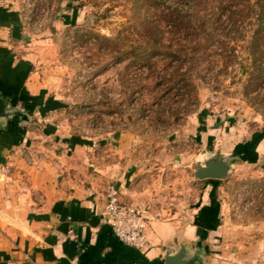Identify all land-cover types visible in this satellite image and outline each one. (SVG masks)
<instances>
[{"label":"rangeland","instance_id":"rangeland-1","mask_svg":"<svg viewBox=\"0 0 264 264\" xmlns=\"http://www.w3.org/2000/svg\"><path fill=\"white\" fill-rule=\"evenodd\" d=\"M152 3L0 0L1 75L26 116L0 123V146L35 166L80 145L94 192L122 189L145 206L147 230L182 229L163 251L186 244L201 264H264V84L246 86L254 0ZM222 154L225 178L194 177L202 157Z\"/></svg>","mask_w":264,"mask_h":264},{"label":"crops","instance_id":"crops-1","mask_svg":"<svg viewBox=\"0 0 264 264\" xmlns=\"http://www.w3.org/2000/svg\"><path fill=\"white\" fill-rule=\"evenodd\" d=\"M0 149V165L9 169L0 175V264H163L161 244L182 236V229L154 220L146 229L150 247L120 241L99 221L104 199L88 186L98 181L86 170L80 145L53 149L35 166ZM194 230L188 227L183 237H193Z\"/></svg>","mask_w":264,"mask_h":264},{"label":"water","instance_id":"water-1","mask_svg":"<svg viewBox=\"0 0 264 264\" xmlns=\"http://www.w3.org/2000/svg\"><path fill=\"white\" fill-rule=\"evenodd\" d=\"M18 94L11 89L9 84L0 78V123L14 126L18 121L26 119L17 107ZM231 169V162L228 155L202 157L200 164L194 171L196 179H223ZM163 264H201L203 259L197 252H190L186 244L177 248L164 250Z\"/></svg>","mask_w":264,"mask_h":264},{"label":"built area","instance_id":"built-area-1","mask_svg":"<svg viewBox=\"0 0 264 264\" xmlns=\"http://www.w3.org/2000/svg\"><path fill=\"white\" fill-rule=\"evenodd\" d=\"M8 173V168L0 165V175ZM24 190V188H22ZM90 195H95L90 191ZM104 204L99 211L98 218L103 224L111 227L115 236L124 244L134 247H150L147 238V210L145 206L129 204L120 199L112 190L107 194L99 193Z\"/></svg>","mask_w":264,"mask_h":264},{"label":"trees","instance_id":"trees-1","mask_svg":"<svg viewBox=\"0 0 264 264\" xmlns=\"http://www.w3.org/2000/svg\"><path fill=\"white\" fill-rule=\"evenodd\" d=\"M158 0H153V8H157ZM254 5L257 7L256 11V29L253 31V35L251 37L250 41V68L251 70L249 71V78L247 82V89L249 92H254L258 91L259 87H261L264 84V0H254ZM237 13V12H234ZM169 15V14H168ZM171 14L169 15V17ZM172 17V16H171ZM170 17V18H171ZM178 18V16H175ZM172 19H174L172 17ZM155 22V21H154ZM153 24V22H151ZM150 26L149 28L146 29V34L148 36V41H152L151 44H153V47L156 46L155 44L157 43V38H154L156 35L155 33H152V30L154 29L155 31H158V26L156 23L153 25H148ZM1 60V58H0ZM18 67V66H17ZM16 67V68H17ZM2 65H0V78L9 84V86H14L12 84V81H9L7 78H4L1 74V69ZM14 68L13 70L17 71V69ZM17 79V78H15ZM17 81V80H16ZM15 81V82H16ZM15 91H18V87H15ZM17 128V127H12ZM5 159L0 156V162H4Z\"/></svg>","mask_w":264,"mask_h":264},{"label":"flooded vegetation","instance_id":"flooded-vegetation-1","mask_svg":"<svg viewBox=\"0 0 264 264\" xmlns=\"http://www.w3.org/2000/svg\"><path fill=\"white\" fill-rule=\"evenodd\" d=\"M10 88L15 90L14 86H12V85L10 86Z\"/></svg>","mask_w":264,"mask_h":264}]
</instances>
